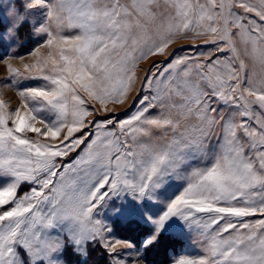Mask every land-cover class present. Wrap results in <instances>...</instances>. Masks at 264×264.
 Masks as SVG:
<instances>
[{
  "label": "snow or ice",
  "instance_id": "obj_1",
  "mask_svg": "<svg viewBox=\"0 0 264 264\" xmlns=\"http://www.w3.org/2000/svg\"><path fill=\"white\" fill-rule=\"evenodd\" d=\"M28 7L46 8L35 31L47 39L24 72L0 59L19 98L14 111L0 100V264H62L66 243L82 255L98 243L112 264H145L139 249L119 259L132 244L94 215L124 193L159 209L154 216L142 205L111 209L152 225L145 250L165 231L195 234L202 255L171 264H264V0H30ZM64 28L79 34L65 36ZM200 37L213 47L177 43ZM236 37L250 45L259 78L246 72ZM17 77L44 83L18 88ZM43 110L54 118H41ZM173 180L183 187L166 198Z\"/></svg>",
  "mask_w": 264,
  "mask_h": 264
},
{
  "label": "rangeland",
  "instance_id": "obj_2",
  "mask_svg": "<svg viewBox=\"0 0 264 264\" xmlns=\"http://www.w3.org/2000/svg\"><path fill=\"white\" fill-rule=\"evenodd\" d=\"M30 0H0V59L9 60L13 68L19 69L20 72H24L23 63H31V52L36 48H39L44 40L47 39L45 33H38L35 29L45 21L46 8L44 7H34L29 8L28 3ZM63 35L65 36H75L79 34L78 29L74 28H64ZM207 37H200L196 41H178L177 43H187L189 45L198 44L200 45L197 51H206L212 45H204L203 40ZM235 47L237 48L240 58L246 63V72L255 73L257 78L261 74V67L259 63L254 62L252 57L246 53V48L250 49V45L246 46L241 43L239 37L235 38ZM190 50V49H189ZM42 52L46 54L47 49H42ZM221 55L231 56L230 52H225ZM20 57H23V62ZM155 59H163V57H155ZM237 67H238V61ZM140 64L147 67L146 61H140ZM140 70L138 69V72ZM142 75V72L140 73ZM7 64L0 61V100L5 102V108L7 111H14L15 107L19 106V98L17 94V89L11 86V81H5L3 78L8 76ZM18 88H28L41 86L44 82L41 80H20L19 77L16 78ZM139 85L140 81H136ZM246 86V83H245ZM110 107H114L109 105ZM134 110V109H133ZM40 117L46 121H50L54 118V114L49 113L47 110H43L40 113ZM130 113H125L127 115ZM114 115L119 118H124L120 112H114ZM92 119V117H88ZM8 126H11V121H8ZM39 127V124H36ZM89 132H94V127L87 129ZM30 138L35 139V133H28ZM43 139V138H41ZM79 152L70 154L69 158H66V163H70L76 158ZM183 187L182 181L173 180L170 183L169 188L163 191L162 195L164 197H172L177 194ZM23 191H30V188H22ZM143 206V209L149 215H156L159 211L154 201L144 199L135 200L132 196L124 193L118 199L112 197L107 205L98 206L95 210L94 215L97 219L104 221L110 228V235L114 238L129 241L132 244V249L122 250L123 255L118 258L121 260H130L135 255V250L139 249L143 252L145 257V264H171L172 260L179 259L181 256H187L190 258H197L202 255V249L199 242L197 241L195 234L187 229L182 230V234H176L172 231L163 232L162 238L154 243L153 246L149 247L147 250L143 248V242L152 232V225L143 218V216H124L115 215L112 212V207L117 209H128V208H138ZM175 220L173 221V225ZM169 225V227H173ZM130 229V231H128ZM53 233H57L58 229L53 228L51 230ZM127 232L129 235H125ZM163 240V241H162ZM165 241V245L168 244L169 247L166 248L164 252L157 253V247L159 243ZM70 246L75 254L79 255V261L82 263L89 253L88 249L94 246L100 248V253L106 256L107 261L112 264V259L109 254L103 249L98 243H90L87 248V254L82 255L79 251L75 250L73 245L66 243L64 245L63 251L59 253V258L62 264H70L65 257L66 247ZM159 249V247H158ZM43 264V262H41ZM131 264V262H130Z\"/></svg>",
  "mask_w": 264,
  "mask_h": 264
},
{
  "label": "trees",
  "instance_id": "obj_3",
  "mask_svg": "<svg viewBox=\"0 0 264 264\" xmlns=\"http://www.w3.org/2000/svg\"><path fill=\"white\" fill-rule=\"evenodd\" d=\"M128 231H130V229H128ZM125 235H129L127 232H124ZM163 241V240H162ZM168 248L169 245L166 244L165 245V241L162 242V243H159V246H156L157 247V253H161L164 252V248ZM159 247V249H158ZM89 253L87 254V258L81 263L79 261V255L75 254V252L72 250V248L70 246H67L66 247V250H65V257L66 259L68 260V262L70 264H110L108 261H107V258L106 256L102 255L100 253V248H98V246H94V247H91L88 249Z\"/></svg>",
  "mask_w": 264,
  "mask_h": 264
}]
</instances>
